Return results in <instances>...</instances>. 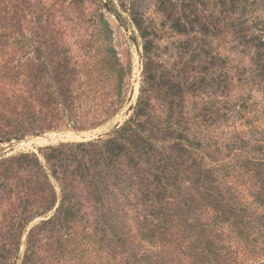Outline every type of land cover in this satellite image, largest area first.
Wrapping results in <instances>:
<instances>
[{
  "label": "rangeland",
  "instance_id": "374dc122",
  "mask_svg": "<svg viewBox=\"0 0 264 264\" xmlns=\"http://www.w3.org/2000/svg\"><path fill=\"white\" fill-rule=\"evenodd\" d=\"M0 264H264V0H0Z\"/></svg>",
  "mask_w": 264,
  "mask_h": 264
}]
</instances>
